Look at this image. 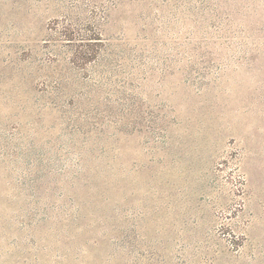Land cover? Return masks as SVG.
I'll list each match as a JSON object with an SVG mask.
<instances>
[{
    "label": "rangeland",
    "instance_id": "374dc122",
    "mask_svg": "<svg viewBox=\"0 0 264 264\" xmlns=\"http://www.w3.org/2000/svg\"><path fill=\"white\" fill-rule=\"evenodd\" d=\"M0 264H264V0H0Z\"/></svg>",
    "mask_w": 264,
    "mask_h": 264
}]
</instances>
